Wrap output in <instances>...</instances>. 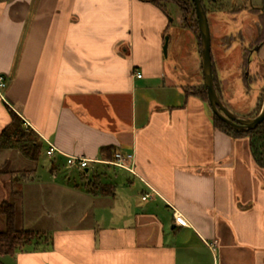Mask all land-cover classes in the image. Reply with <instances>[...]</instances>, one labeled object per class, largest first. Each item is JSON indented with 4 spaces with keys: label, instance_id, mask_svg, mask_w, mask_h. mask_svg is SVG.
I'll use <instances>...</instances> for the list:
<instances>
[{
    "label": "crops",
    "instance_id": "1",
    "mask_svg": "<svg viewBox=\"0 0 264 264\" xmlns=\"http://www.w3.org/2000/svg\"><path fill=\"white\" fill-rule=\"evenodd\" d=\"M231 1V12L264 15V0ZM199 47L183 17L173 27L152 2L0 0V134L13 111L46 153L56 149L49 174L41 156L27 168L0 150V203L24 185L27 222L39 224L42 207L60 218L33 230L46 243L0 264H264V169L247 139L217 129L209 103L186 92L200 69L204 83ZM112 153L132 155L127 168L109 164ZM70 156L93 161L88 183H71ZM97 176L113 195L90 192Z\"/></svg>",
    "mask_w": 264,
    "mask_h": 264
},
{
    "label": "rangeland",
    "instance_id": "2",
    "mask_svg": "<svg viewBox=\"0 0 264 264\" xmlns=\"http://www.w3.org/2000/svg\"><path fill=\"white\" fill-rule=\"evenodd\" d=\"M159 1L169 12V19H172V26L179 27V21L183 17V13L179 6L173 1ZM202 2L208 10L207 16L209 24L212 26L211 52L216 78L219 81L218 83L220 92L218 93L222 99V102L238 116L255 118L261 112L264 104V44L260 48L255 47L259 44L256 26L259 18L254 16L255 13H247L245 11L231 12V8L235 6L234 2L231 0H221L216 4H214V2L211 3L210 0H202ZM246 5L247 3H243L235 8L238 10L244 9L246 8ZM188 19V25L190 27H186L185 24L184 26L196 37L199 51L200 33L198 22L195 23V19L197 21L196 13L195 19L192 17L191 13H189ZM214 25H217L219 28ZM171 33H173V30H171ZM189 37L190 41H184V50L185 54L190 55L193 52V48L195 47V41H192L193 39L191 36ZM253 47H255L254 51L249 57V49H252ZM257 48L258 50H256ZM170 52L171 50H169V53ZM247 57H249L251 61L250 67L247 66L246 63ZM167 59V61L171 63L172 53L169 54ZM247 71H249L248 77L246 76ZM200 73L201 69L199 71L198 78L199 84L194 83L193 85H189L186 88H191L194 90L204 86L202 73ZM219 77L227 78L228 81L222 83ZM17 154L20 158L19 160L24 162V166L26 165L27 168L35 165V163L25 159L18 152ZM16 165V167H19L21 164L17 163ZM49 166L50 158L46 151L43 150L41 158L38 162V169L40 171L44 170L46 174H49ZM72 172L73 179L71 180V183L78 182V184H85V182H89L88 178H84V171L79 172L78 170H73ZM17 177L20 178V174H18ZM17 186L18 185L15 184L13 189L16 192L23 190L24 188V185H21V189H19ZM28 188L33 190L30 191L28 189V196L31 195V197H36V188H34L33 185H29ZM7 199L17 206V226L19 228L33 231L36 229L35 227H38L37 225L43 223L45 219H60L58 217L59 211L53 212L47 207H42L43 211L41 213L44 214L43 216H45V218L43 220H39V224L36 223L37 219L35 217H30L32 222H27V215L22 211V201L20 198L8 195ZM1 222L3 223V226H0V231L5 229L4 221ZM60 223H62V221Z\"/></svg>",
    "mask_w": 264,
    "mask_h": 264
},
{
    "label": "trees",
    "instance_id": "3",
    "mask_svg": "<svg viewBox=\"0 0 264 264\" xmlns=\"http://www.w3.org/2000/svg\"><path fill=\"white\" fill-rule=\"evenodd\" d=\"M157 4L159 7H163L159 0H142ZM175 2L183 13L184 24L188 25V15L191 13L195 19V7L190 0H168ZM203 3V2H202ZM206 11L207 8L204 5ZM259 21L257 23V38L258 45L264 43V15L258 13ZM195 19V23H196ZM248 58V57H247ZM213 73L216 89L219 91V81L216 78L214 62ZM188 94H193L203 101L208 103L207 92L204 86L192 90L191 88L185 89ZM258 116V115H257ZM12 121L7 125L0 134V150L12 149L20 152L23 157L32 162H37L42 154L43 146L40 139L34 132H29L25 128L24 121L13 111L11 112ZM214 126L234 139H247L249 141L250 149L256 164L264 169V121L254 129L246 131H238L231 128L228 124L213 115ZM109 151L108 148H105ZM104 149V150H105ZM110 152V151H109ZM115 154H109L108 160L113 161ZM4 173L3 169H0V175ZM85 174V172H84ZM97 178H94L93 182H90L89 190L94 195H113L114 187L110 183H100ZM16 179V178H15ZM19 179V178H17ZM26 181L29 179L26 178ZM20 192H14L13 196L18 197ZM0 221H4L5 229L0 231V257L5 255H12L18 251H25L32 247L36 250L38 246L42 245L44 236L39 232H34L19 228L17 226V207L10 201H4L0 203Z\"/></svg>",
    "mask_w": 264,
    "mask_h": 264
},
{
    "label": "water",
    "instance_id": "4",
    "mask_svg": "<svg viewBox=\"0 0 264 264\" xmlns=\"http://www.w3.org/2000/svg\"><path fill=\"white\" fill-rule=\"evenodd\" d=\"M195 7L196 18L198 22V28L200 33V43H201V66L204 78V87L207 92L208 103L213 111V113L228 124L231 128L238 131H246L256 128L264 121V104L261 112L255 118L241 117L232 110H230L222 102V99L216 89L214 82L213 73V63H212V37L211 29L207 16L206 9L202 0H191ZM169 38H165L164 44V54L167 55ZM258 50V48L256 49Z\"/></svg>",
    "mask_w": 264,
    "mask_h": 264
},
{
    "label": "built area",
    "instance_id": "5",
    "mask_svg": "<svg viewBox=\"0 0 264 264\" xmlns=\"http://www.w3.org/2000/svg\"><path fill=\"white\" fill-rule=\"evenodd\" d=\"M142 76H143L142 73H137L138 78H142ZM5 86H6V78H5V76L0 75V91ZM55 151H56V149L53 146H51L50 149L47 151V155L53 156ZM114 158L115 159L112 162H109V164L114 165V166H118L121 168H127L126 161L128 159L132 158V155L124 157L123 155H121L119 153H115ZM92 162L93 161L86 159V158L70 156L67 159V166L70 169L85 171L88 168H90V164ZM146 199H147V196H144L143 200H146ZM175 220H176V223L179 225H185L186 224V220L181 215L176 214Z\"/></svg>",
    "mask_w": 264,
    "mask_h": 264
},
{
    "label": "flooded vegetation",
    "instance_id": "6",
    "mask_svg": "<svg viewBox=\"0 0 264 264\" xmlns=\"http://www.w3.org/2000/svg\"><path fill=\"white\" fill-rule=\"evenodd\" d=\"M263 44H264V43H263ZM263 44H261V45H257V46H255V47H259V48H260ZM255 47H253L252 49H249V57H250V54H252V52L254 51V48H255ZM249 57L246 59V63H247V66L250 67L251 61H250ZM212 61H213V58H212ZM248 75H249V71L246 72V76H247V77H248ZM246 118H248V117H246Z\"/></svg>",
    "mask_w": 264,
    "mask_h": 264
}]
</instances>
